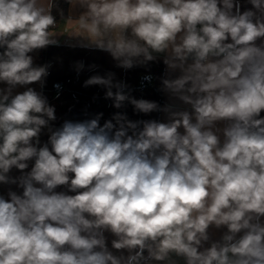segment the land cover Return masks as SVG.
Wrapping results in <instances>:
<instances>
[{
  "label": "clouds",
  "instance_id": "clouds-1",
  "mask_svg": "<svg viewBox=\"0 0 264 264\" xmlns=\"http://www.w3.org/2000/svg\"><path fill=\"white\" fill-rule=\"evenodd\" d=\"M65 2L80 11L60 35L119 69L162 62L166 102L114 72L82 86L164 119L53 127L30 85L49 75L32 54L59 43L57 0H0V185L20 190L0 194V264H264V0Z\"/></svg>",
  "mask_w": 264,
  "mask_h": 264
},
{
  "label": "crops",
  "instance_id": "crops-1",
  "mask_svg": "<svg viewBox=\"0 0 264 264\" xmlns=\"http://www.w3.org/2000/svg\"><path fill=\"white\" fill-rule=\"evenodd\" d=\"M250 7V5H247ZM79 9H71L69 7V16H76L79 14ZM72 25L65 19L57 22V26L52 29L57 32V45L46 47V61L45 65H50L48 71L49 75L45 79L43 89L38 84L30 85L38 91L42 90L47 97L50 105L55 107V114L57 119L52 122L53 127H59L65 120L81 121L94 117L97 113H103L101 124L105 120L110 119L112 114L116 111H125L128 117L132 120L137 119H158L163 120L162 113H152L150 115L136 114L131 105H126L125 108L117 110L112 106V101L105 99L104 89L100 86H90L84 88L83 82L85 79L94 74L104 75L107 72H114L116 78L124 81L131 89V94L135 98H146L154 100L163 105L166 102V97L158 91L159 77L163 74L164 65L162 62L150 63L147 67H135L130 70L119 69L115 66V62L110 55L98 50H90L81 48L77 45V40L68 36L60 35L67 31ZM77 61H84L86 68L77 76L73 65ZM96 65V69L89 71L88 65ZM151 75L153 80L151 84L146 83L142 86L141 82L144 76ZM63 82L65 89L62 92L53 90L54 82ZM3 85H0L2 87ZM23 91L24 89H18ZM264 115V113H262ZM48 139L47 129L42 131L40 136L41 144ZM34 162H30L31 164ZM12 176L20 175V172L13 169L10 173ZM9 187L16 189L15 185L7 186L0 185V194L6 195ZM66 190L61 186L57 191ZM71 194V193H70ZM182 264V261L180 262Z\"/></svg>",
  "mask_w": 264,
  "mask_h": 264
},
{
  "label": "trees",
  "instance_id": "trees-1",
  "mask_svg": "<svg viewBox=\"0 0 264 264\" xmlns=\"http://www.w3.org/2000/svg\"><path fill=\"white\" fill-rule=\"evenodd\" d=\"M58 8L54 9L53 14L56 16L57 22L64 21L69 16V5L65 0H57ZM35 57V63L43 66L46 61V48L32 54Z\"/></svg>",
  "mask_w": 264,
  "mask_h": 264
},
{
  "label": "built area",
  "instance_id": "built-area-1",
  "mask_svg": "<svg viewBox=\"0 0 264 264\" xmlns=\"http://www.w3.org/2000/svg\"><path fill=\"white\" fill-rule=\"evenodd\" d=\"M56 26H57V24H56ZM146 83H147L146 81L143 82V85H145ZM141 84H142V82H141ZM57 85H59L60 87L57 88L56 87ZM64 89H65V86H64L63 82H60V81L54 82L53 90H55L56 92H62Z\"/></svg>",
  "mask_w": 264,
  "mask_h": 264
}]
</instances>
